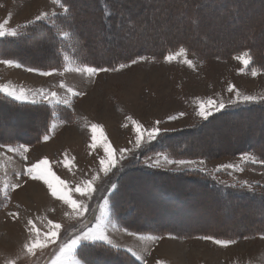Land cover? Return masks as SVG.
<instances>
[{"label":"rangeland","instance_id":"obj_1","mask_svg":"<svg viewBox=\"0 0 264 264\" xmlns=\"http://www.w3.org/2000/svg\"><path fill=\"white\" fill-rule=\"evenodd\" d=\"M103 1L99 0V3ZM118 1L124 2V0ZM133 1L136 3L129 4L130 10L128 8L124 10L115 8V15H119L120 22L118 21L111 28L104 30L105 35L107 31L110 32L109 37L112 39L107 40L108 38H106L102 42L103 44L93 45L90 42L85 45V51H83L84 42L81 39H79V46L76 39L73 46L70 43V35L68 37L61 35V32H69L60 23L65 19L69 26L71 13L66 15L62 9L52 3V0H0V23L8 21L6 29L17 28L19 31L23 26L31 27L34 23H42L54 26L57 35L63 42L68 43L67 51L65 52L64 47H62L61 55L52 51L53 48L48 42L47 35L43 36L44 40L41 39V42L30 45L33 47H28L26 44L20 47L2 48L8 55L18 56L20 61L33 64L28 67L15 59L13 60L19 63L21 67L0 63V85H6L17 92L20 89L25 90L28 100L17 101L4 92H0V97L15 104H28L21 110L32 112L29 114L21 111L25 115L18 114L17 116L16 112L7 114L6 111H3L4 115H0V126L6 127L4 135L9 132L8 130L21 132L28 127L35 126L37 121L35 122L32 118L35 110L40 111V109L35 108L46 105L55 109L57 105H64L55 102L49 104L40 95H32V93L40 90L55 91L60 99L68 98L71 102L70 106H64L73 115L70 122H64L59 117H56V120L53 119L51 124L55 123L56 128L49 133L50 138L47 141L43 140L44 135L39 138L38 132H32L38 138L36 143L30 145L14 144L12 146L17 148L16 152H8L6 149L0 148V189H3L5 183L9 185L19 183L21 185L15 190L8 189L10 199H7L3 191H0V198L4 202L0 205V264H9L13 260L16 261V264H51L59 251V246L78 234L81 229L95 228L97 224H101L109 238L119 245L118 248L114 249L128 252L138 264H145V262L146 264H158V262H163V264H264V239H261L260 234L248 236L247 239L244 236L242 238L235 237L233 239L236 241L234 244L224 247L217 245L213 240L200 239L199 237L202 236L178 237L179 235L166 233L165 231L168 229L164 227L169 224L173 225L168 228H172L171 230L174 229L173 231L178 233L182 229L195 227L198 230L200 227H204V229L211 228L219 231L215 220L223 219L229 222V220L239 219L237 216L241 218V223L238 225L240 227L253 226L260 221L264 222V211L262 212L261 209L253 211L259 202L246 203L247 201L244 200L242 202L243 207L233 211L231 207L236 206L234 201H229V190L241 193L254 187H264V170L249 167L247 164L250 163L241 161L242 153L248 152L255 155L249 150L235 155L213 158L206 156L174 158L168 153L167 155L165 152L158 151L173 160H204L205 163L202 167L206 171L200 172L191 170L187 166L165 164L162 158L160 167H148L143 163V160L145 156H154L155 152L147 154L145 153L146 147H142L139 150H134L135 156L139 159L130 154L127 159L113 168L108 176L100 172L99 161L105 156V139L117 150V155L121 148H133L136 136L133 121L143 125L145 129H150L155 126L156 121H161L159 125L161 129H168L167 132L180 131V134L183 135L177 138L178 148L173 150L168 147L171 153H177L183 149L181 141L185 138L184 129L192 128L205 121L197 115L201 101L206 102L212 98L217 102L223 101L225 108H227L248 104V102H241L237 99V91L241 96L264 97V71L257 69V75L253 76L251 65L245 67L234 58L244 51L222 59L216 57L200 58L188 52V58L194 61L195 67H189L183 63V58L167 62L164 56L169 51L159 57L142 54L139 56H144L147 59L132 65L131 60L137 56L132 57L121 62L128 64V67L119 69V61L128 58L134 51L149 50L147 48L152 40L163 41L169 34H181L182 31H185L183 19H181L183 14H175L174 20L168 17V12L173 9L170 3L172 0ZM205 2V4H210V1ZM137 3L141 8L137 9L136 12L133 10V6H138ZM71 4L85 10V13L80 14L86 23L83 30L88 31L91 39H98L101 31L97 28V19L92 11L93 2L91 0H74L71 1ZM197 5V10H200L201 5ZM68 6L70 5L68 4ZM53 10L57 13L56 17H51ZM41 12H48L50 18L36 21L35 17ZM206 14V10H200L199 18L203 24L210 20L209 26L212 27V31L207 33L205 37L199 38L197 43H206L213 47H218L222 42L226 43L229 37L221 36L217 30L219 28L218 17L205 20ZM169 15L171 16V14ZM250 16V19L252 17L255 19L257 14L251 13ZM252 23L253 21L250 22V24ZM229 26H231L230 29ZM224 27L229 30L234 29L237 27L236 21L228 23ZM19 32L21 33V31ZM201 32L202 29L195 31V33ZM195 33L192 32V35L197 36ZM3 38L7 39L8 37ZM74 47L76 48L75 54L67 53ZM86 47L89 51L86 50ZM14 50L19 51V53ZM176 50L178 48L171 51ZM94 51L99 55L95 54L96 58L93 57ZM121 51L123 52L122 55ZM113 52L119 54L115 57L119 59L113 62L105 61V55ZM65 56L68 57L67 60H65ZM4 58L1 56L0 59ZM84 63L89 66L115 67L119 70L99 72L92 76L87 73L66 71V69L83 67ZM28 68H34L37 71H27ZM45 71L52 72V75L40 74ZM61 81L66 87H71L74 91L84 93V95L72 96L67 93L66 88L60 87ZM230 85L234 86V90L231 92L228 90ZM33 99L36 100L34 104L29 102ZM253 103L264 106V102ZM40 112L42 113V111ZM41 113L35 112L36 115L40 116ZM180 113L185 115L181 116ZM170 116H176L177 119L169 120ZM14 117L16 120L12 119ZM51 124L49 125L51 126ZM92 124L100 126L96 132L95 148L92 147ZM253 128L257 131L254 140L264 141V116H249L240 125L234 123L231 126H222L220 122H217L204 132L190 136V140L191 143L197 145V149L206 145L214 147L221 140L230 142L234 137L233 130H237L235 134L241 135L242 132H249ZM101 132L103 136L100 135ZM33 134L29 137L31 138ZM24 135L28 136V134ZM19 145H24L28 150L25 152L23 148H19ZM43 159L48 160L47 167L55 177L65 181L67 189L70 190L91 179L93 175L99 174V179L94 184L97 190L90 200L80 196L79 193L71 192L74 199L83 200L88 205V211L82 217L75 216L69 205L57 197H53L42 180H33L27 175L19 177L16 175L17 173H24L27 167ZM126 161L128 163L123 166ZM229 163L243 167L244 170L222 168L216 171L218 166ZM255 164L262 165L260 163ZM129 165L148 171L165 172L161 173L159 179L153 182L148 178L137 181L134 179V175L127 176L128 174L123 181L122 194H127V202L123 211L129 212L128 216H131L133 215L131 212H134L135 208L139 210L135 214L137 216H152L150 218L162 225V231L158 234L152 232L138 234L136 232L137 235L135 236L129 235V233L135 232L118 226L109 215L111 184L116 182L118 175L116 170L121 167L122 171ZM192 167L195 168L196 166ZM183 173L191 179L209 184L212 189L221 193L224 197L223 200H215L210 192L205 193L201 188L188 184L189 182H186ZM176 175L181 177H175ZM102 180H106L110 184L107 190H103V187L100 186ZM244 181L252 186L251 189L243 186L242 182ZM162 185L166 188L161 187L159 189L158 186ZM127 188L130 191L126 190ZM101 193L109 199L106 208L102 207L105 197L98 202V195ZM167 198L169 200H166ZM175 206L177 207L174 208ZM9 213H17L18 215L14 218ZM66 213L71 215H66ZM29 219H32L36 226L41 229L40 239L42 241L44 232L50 228L49 220L62 225L56 241L49 243L43 249H36L35 256L26 255L23 250V245L36 237L35 232H29L27 225ZM145 226L151 227V225L146 224ZM170 235L175 238H170ZM141 236H162L163 239L141 240ZM129 248L135 251L138 256H142L143 260L133 256L128 251ZM77 258L79 257L77 256Z\"/></svg>","mask_w":264,"mask_h":264},{"label":"trees","instance_id":"obj_2","mask_svg":"<svg viewBox=\"0 0 264 264\" xmlns=\"http://www.w3.org/2000/svg\"><path fill=\"white\" fill-rule=\"evenodd\" d=\"M71 1L74 0H66L67 4H69V7L71 8V20H69V26L66 23L65 19L62 20L60 25L65 27L66 30L69 31L70 43L73 44V46L75 39L78 41V46L79 39L84 42L83 51H85V45L90 42H92L91 44L93 45L100 43L103 44L102 42L105 41L106 38H108L107 40L112 39V37H109L110 32L107 31L105 35L104 30H106V28H111V26L118 23V21L120 22L119 15H115V8H118L120 10L128 8L130 10L129 4L135 2L133 0H124L123 3H120L118 0H104L102 3H99V0H91L93 2L92 11L94 12V16L97 19V28L101 31L98 39H91V37L87 33L88 31L83 30L86 23L85 20L80 16L81 13H85V10L82 8L79 9L77 7H74L71 4ZM205 1H210V4H205ZM170 3L173 9L172 11L168 12V17H171V20H174L173 17L175 16V14H183V18L181 19H183L185 31H182L181 34H169L166 38L163 39V41L152 40L147 48L149 50H137L134 51L130 56L128 55L130 53H128L126 54V56L129 57L119 61L120 63L122 61L129 60L132 57L139 56L142 54H150V56L159 57L161 54L171 51L174 48L184 46L188 50V52L195 54L200 58L216 57L217 59H222L241 51H249L253 58V63L251 64V67H255L256 69H261L262 71H264V0H172L170 1ZM197 4L201 5L199 7L200 10L204 9L207 11L205 20L212 19L213 17H218L217 23L219 25V28L217 30L219 31L221 36L229 37L226 43H221L224 45L220 44L218 46L221 48L213 47L206 43H197L199 38L201 39L205 37L207 33L212 31V27L209 26L210 20L208 21V23L205 22L203 24L202 20L199 18L200 10H197L196 8L198 6ZM83 7L86 8V6ZM89 7L91 6L89 5ZM140 8L141 6L139 4L138 6H133V10H135L136 12L138 11L137 9ZM108 11H111L113 14L107 15L106 13ZM251 13H256L257 17L255 19L253 17L250 19ZM169 14H171V16ZM129 20L131 21V19ZM234 21H236V28L229 30L231 26H229V29L224 27L226 26V24ZM251 21H253L252 24H250ZM24 27L25 26L19 29L21 33L18 37H8L7 39H0V58L1 56H4L5 58L15 59L17 60V62H21L28 67L32 66L33 64L29 62L20 61V58L18 56L8 55V53H5L6 51L4 52L3 49L20 47L21 45L23 46L26 44L28 47H33L30 45H33L35 42H41V39L44 40L43 36L45 35H47L48 42H50L53 48L52 51H54L56 54L61 55V49H63L62 47H64L65 52L67 51L66 46L68 45V43L63 42L59 35H57L54 26H49L42 23H34L31 27L29 26L30 28ZM197 29H202V32L195 33ZM70 30L72 31V33ZM192 32L197 34V36H193ZM86 50L89 51L87 47ZM16 52L19 53V51ZM94 52L93 57L96 58L97 56H99L97 55V52ZM67 53L75 54L76 48L74 47ZM95 54L97 56H95ZM122 54L123 52L121 51V55ZM116 55L119 54L113 52L109 53L108 55H105V61L113 62L118 60L119 58H115ZM25 105L28 104H15L7 100L6 98L0 97V115H4V112L6 111L7 114H12V112H16L17 116L18 114L24 116L25 114H23L21 111L25 110H21V108L25 107ZM32 108H35V106H32ZM35 109H40V111H42L41 113L39 110H35V112L41 113V116L36 115L34 112V117H29L34 119L35 122L37 121V124L35 126L28 127L27 129H24L21 132L8 130L9 132L5 135L4 132L6 130V127L2 128V126H0V143L11 145L17 143H24L30 145L38 141L37 136H35L32 132H38V137L40 138L49 129V124H51L52 120H56V117H59L64 122H70L73 119V115L71 114L70 110L64 105H57L55 109H51L46 105L44 107H39ZM25 112L29 114L32 113L28 110H26ZM53 113H55L54 116L52 115ZM249 116H264V106H260L254 103H248L224 108L219 112H215L212 116L209 117L208 120L200 123L199 125L189 129H184L183 132L185 138L181 141L183 143V149L179 152L171 153L168 150V147L173 150H176L178 148L177 144H179V142H177V138L183 135L180 134V131H174L165 132L157 140L152 141L151 144L146 147L145 153L148 154L162 151L166 154L168 153L169 156L174 158H196L200 156L213 158L216 156L235 155L237 153L249 150L250 152L254 153L258 158L264 159V141L254 140L255 134L257 133L254 128L251 129V131L249 132H242L241 135L235 134L237 130H233L232 133L234 137L232 140H230V142H228L227 140H221L219 143L217 142L218 144L214 145V147L206 145L203 148L199 147V149H197V145L191 143L190 136L204 132L205 130L209 129L214 123L220 122L222 126H231L234 123L240 125L244 123L246 118H249ZM12 119L16 120V117ZM24 134H28V136H25ZM31 134H33V136L30 138L29 135ZM127 163L128 162L126 161L124 162V164H122L124 166ZM247 166L257 167L260 170H264L263 165L250 163L247 164ZM136 167L137 166L129 165V167L123 169L122 171L121 167L116 170V173L118 175L116 178V182L114 183L118 185V188L116 190H112V192L110 193L111 195L109 204V215L114 219L118 226L130 232H137L138 234L144 232H152L153 234H158V232L162 231V225L159 222L157 223V221H155L153 218H150L152 216H137L135 214H137L139 210L135 208L134 212H131L133 213V215L131 216H128L129 212L123 211L127 202V194H122L123 181L127 176L134 175V179L137 181L148 178L150 179V181L153 182L154 180L159 179L161 173H165L163 171H148L146 169ZM182 175H184V179L186 180V182H189L188 184H190L191 186L199 187L205 193L210 192L214 196L215 200H223L224 197L221 195V193L212 189L209 184L200 180L191 179L185 176V173H183ZM175 177L181 176L176 175ZM100 186L103 187V190H107L110 184H108L106 180H102ZM161 187L166 188L163 185L158 186L159 189ZM126 190H129V188H127ZM98 196V202L105 197L103 193L99 194ZM166 200L169 199L167 198ZM244 200L247 201L246 203H250L253 201L259 202V205L253 208V211L261 209V211L263 212L264 187H254L251 190H245L241 193L229 190V201H234V205L236 206L231 207L233 211L242 208V202ZM2 203L4 202L0 198V205ZM171 206L173 207V204ZM176 207L177 206H175L174 208ZM237 218L239 219L229 220V222L224 221L223 219L215 220L216 226L219 227L218 229H220L219 231L213 230L211 228L204 229V227H200V230H198V228L195 227L190 229H182V231L178 233L174 232V229L171 230L172 228H168L169 226L173 225L169 224L164 227H167L168 229V232L165 231L166 233L175 234L177 236L179 235L178 237H186L190 235L212 236L219 239H234L235 237L242 238L243 236L248 237L258 234L261 235L262 233H264V222L260 221L257 222L258 224H255L253 226L240 227L238 225L241 223V218L240 216H237ZM154 223H156L155 225H157V227H155V225H152ZM145 224L151 225V227L147 228L148 226H145ZM83 247L84 245L82 244L77 251V256L79 258H81L80 254L81 249ZM86 260L87 264H138V262H136L128 252L122 251L120 249L116 250L114 248H110L109 246L99 244L96 246L88 244Z\"/></svg>","mask_w":264,"mask_h":264},{"label":"snow or ice","instance_id":"obj_3","mask_svg":"<svg viewBox=\"0 0 264 264\" xmlns=\"http://www.w3.org/2000/svg\"><path fill=\"white\" fill-rule=\"evenodd\" d=\"M52 3L57 5L60 9L63 10V12L68 15L71 13V8L68 6L66 0H52ZM107 15H112L113 13L111 11H108L106 13ZM57 13L53 10L51 12V17H56ZM50 14L48 12H41L39 15L35 17L36 21H40L42 19H49ZM8 21H5L4 23H0V38L3 37H18L20 35V32L17 28H11L6 29ZM61 35L63 37H68L70 35L69 32H61ZM183 58V63L187 64L189 67H195L194 61L188 58V50L184 46H180L178 50L176 51H169L167 55L164 56V59L167 62H171L174 59ZM235 59L239 60L245 67H249L253 63V58L249 51H244L240 55L234 57ZM68 57L65 56V60H67ZM147 59L144 56H137L136 58H133L131 60V64L135 65L138 61H143ZM0 63H3L8 66H15V67H21L19 63H17L13 59H0ZM129 65L126 63H120L119 69H123L128 67ZM119 69L115 67H98V66H89L87 63H84L83 67H78L75 69H66V71H76L80 73H87L88 75H96L99 72H108V71H118ZM252 75H257V69L253 67L252 69ZM27 71H37V69L34 68H28ZM41 75L49 76L52 75V72H41ZM63 75V73H60ZM61 88H66L67 93L71 94L72 96H79L84 95V93L74 91L71 87H66L63 81L60 82ZM230 92L234 90V86L230 85L229 89ZM0 92H4L6 95L11 96L13 99L17 101H27L28 95L25 93V90L20 89L18 92L15 89H11L6 85H0ZM33 96L40 95L43 100H46L49 104L55 102V103H63L64 105L70 106V100L68 98L60 99L58 97L57 92H45L43 90H40L38 92L32 93ZM237 99L241 102H264V97H257L253 95H242L237 91L236 92ZM30 103H36V100L33 99L29 101ZM225 108V104L223 101L217 102L216 100L209 98L206 102L201 101L199 103V108L197 111V115L202 117L205 121L209 119L210 116L214 114V112H219L222 109ZM53 116L55 113L52 114ZM181 116L185 115L184 113H180ZM169 120L177 119L176 116H170L168 118ZM161 121H156L155 126H153L150 129H145L143 125L139 124L136 121H133V124L135 126L136 136H135V142L132 149H126L121 148L118 150H115L105 139L104 141V152L105 156L100 159V172H103L105 176H108L109 173L112 172L113 168H116V166L123 160L127 159L128 156L131 154L134 156V158L139 159V157L135 156L134 150H139L142 147H147L149 144H151L152 141L157 140L162 133L169 131L168 129H161L159 127ZM56 128V124L52 123L50 128L45 132L43 136V140L47 141L50 138L49 133L54 131ZM100 128L97 124L91 125V131L93 133L92 140L93 144L92 147L95 148V141H96V132ZM101 136H103V133H100ZM0 148L6 149L8 152H16L17 148L13 147L11 144H4L0 143ZM19 148H23L26 152L28 149L24 145H19ZM161 158L163 159L165 164H175L177 166H187L191 170L204 172L206 169L202 167L205 163L204 160H184V159H170L166 154L162 152H155L154 156H145L143 163L146 164L148 167H160L161 166ZM27 159V157H25ZM241 161L244 163H260L264 165V159H260L257 156L245 152L241 155ZM48 160L43 159L38 161L37 163L32 164L31 166L27 167L24 173H17L16 175L22 176L27 175L33 180H42L48 187V189L51 191V195L53 197H57L59 200L63 201L66 205H69L75 216L82 217L87 211H88V205L83 200H77L74 199L71 195V192L74 191L76 193H79L80 196L86 197L87 199H91L94 192L97 190L94 186L95 181L99 179V174L93 175L91 179L86 180L82 182L81 184H78L75 186L74 189L70 190L67 189L65 185V181L60 180L58 177H55L51 170L47 167ZM192 166H196L193 168ZM122 167V165H121ZM236 169L239 171H243V167H238L236 164H224L217 167L216 171H219L220 169ZM243 186H246L247 188L251 189V185L248 184L247 181L242 182ZM21 187L19 183H13V184H7L5 183L3 186V189H0V191H3V194L7 199H10L8 194V189L11 188L12 190L18 189ZM118 188V185L116 183L111 184V189L116 190ZM109 203L108 197L104 198V204L102 205L103 208H106ZM9 215L13 216L14 218L18 215L17 213H9ZM66 215H71L69 213H66ZM48 224L50 225V228L47 232H44V239L43 241L40 239V232L41 229L36 226L34 221L32 219H29L27 221V225L29 226V232H35L36 237L31 239L29 242H26L23 245V250L26 255L35 256L36 255V249H43L47 247L49 243H54L56 239L58 238L59 231L62 227L59 223H54L53 221L49 220ZM129 235H137L136 233H129ZM170 238H175L171 237ZM200 239L204 240H213L214 243L220 246L227 247L231 244H234L236 241L233 239H215L212 236H202L199 237ZM247 239V237H245ZM141 240L147 239V240H160L163 239L162 236H147V237H140ZM261 239H264V233L261 234ZM87 242V243H85ZM84 245V247L81 249V258H77V249L78 246ZM88 244L96 245H106L110 248H118L119 245L115 244L112 239L109 238V236L106 234L104 228L101 224H97L95 228H87V230L81 229L78 234H75L70 240L65 242L63 245L59 246V251L55 256V259L51 261V264H87L86 260V254L88 250ZM129 252L132 253L133 256H136L137 259L143 260L142 256H138L135 251H133L131 248L128 249ZM9 264H16V261H10ZM146 264V262H145ZM158 264H163V262H158Z\"/></svg>","mask_w":264,"mask_h":264},{"label":"bare ground","instance_id":"obj_4","mask_svg":"<svg viewBox=\"0 0 264 264\" xmlns=\"http://www.w3.org/2000/svg\"><path fill=\"white\" fill-rule=\"evenodd\" d=\"M126 50V49H125ZM120 53V52H119ZM117 54V53H116ZM33 116V115H32ZM195 153H196V151H195ZM194 154V153H193ZM139 207V206H138Z\"/></svg>","mask_w":264,"mask_h":264}]
</instances>
